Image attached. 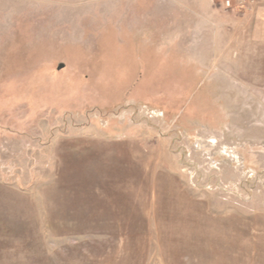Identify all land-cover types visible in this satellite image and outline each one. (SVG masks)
Returning <instances> with one entry per match:
<instances>
[{
  "label": "rangeland",
  "instance_id": "obj_1",
  "mask_svg": "<svg viewBox=\"0 0 264 264\" xmlns=\"http://www.w3.org/2000/svg\"><path fill=\"white\" fill-rule=\"evenodd\" d=\"M0 264H264V0H0Z\"/></svg>",
  "mask_w": 264,
  "mask_h": 264
},
{
  "label": "crops",
  "instance_id": "obj_2",
  "mask_svg": "<svg viewBox=\"0 0 264 264\" xmlns=\"http://www.w3.org/2000/svg\"><path fill=\"white\" fill-rule=\"evenodd\" d=\"M199 18H196V19H198V21L196 20L195 22H196V29L197 30H199V28L197 27V24H205V23H203L201 20L202 19H204V18H202L201 16H198ZM209 19V18H208ZM207 20V19H206ZM182 30H181V33H182V35L184 36V37H188V34H189V28L188 27H185L184 26V28L182 27L181 28ZM180 36H181V34H180ZM183 36L182 37H180V39H181V41L183 40Z\"/></svg>",
  "mask_w": 264,
  "mask_h": 264
},
{
  "label": "built area",
  "instance_id": "obj_3",
  "mask_svg": "<svg viewBox=\"0 0 264 264\" xmlns=\"http://www.w3.org/2000/svg\"><path fill=\"white\" fill-rule=\"evenodd\" d=\"M235 1H236V2H237V1L242 2V0H229V5H230L231 7H234V6H235V3H236Z\"/></svg>",
  "mask_w": 264,
  "mask_h": 264
},
{
  "label": "water",
  "instance_id": "obj_4",
  "mask_svg": "<svg viewBox=\"0 0 264 264\" xmlns=\"http://www.w3.org/2000/svg\"><path fill=\"white\" fill-rule=\"evenodd\" d=\"M63 67H64V65H63Z\"/></svg>",
  "mask_w": 264,
  "mask_h": 264
}]
</instances>
